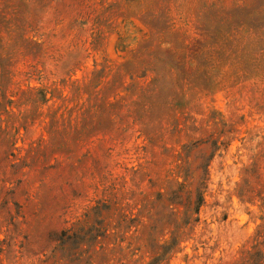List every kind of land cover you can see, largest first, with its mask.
<instances>
[{"label": "rangeland", "instance_id": "rangeland-1", "mask_svg": "<svg viewBox=\"0 0 264 264\" xmlns=\"http://www.w3.org/2000/svg\"><path fill=\"white\" fill-rule=\"evenodd\" d=\"M0 264H264V0H0Z\"/></svg>", "mask_w": 264, "mask_h": 264}]
</instances>
